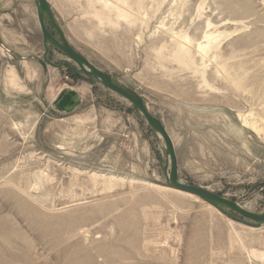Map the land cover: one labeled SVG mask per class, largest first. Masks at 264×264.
<instances>
[{"label": "rangeland", "instance_id": "374dc122", "mask_svg": "<svg viewBox=\"0 0 264 264\" xmlns=\"http://www.w3.org/2000/svg\"><path fill=\"white\" fill-rule=\"evenodd\" d=\"M48 2L161 120L181 183L263 211L264 0ZM43 53L35 0H0V264H264V224L168 187L140 112ZM46 59L67 58L48 44ZM67 89L81 104L58 113Z\"/></svg>", "mask_w": 264, "mask_h": 264}, {"label": "water", "instance_id": "95a60500", "mask_svg": "<svg viewBox=\"0 0 264 264\" xmlns=\"http://www.w3.org/2000/svg\"><path fill=\"white\" fill-rule=\"evenodd\" d=\"M35 3L37 20L42 34L44 47V53L42 56L43 61L55 68L67 65L71 70L80 72L88 78H93L103 87L128 101L135 109L140 112L151 129L159 134L164 141L167 162L163 167V173L165 175V181L168 187L192 194L222 211L223 208L229 209L232 213L224 212L228 214L233 220L243 225L250 227H260L264 224V209L260 213H252L243 209L234 201L219 196L218 194H215L202 186L181 183L178 179L177 159L174 152L173 143L161 120L149 112L143 101V98L137 92L129 87L113 81L109 74L93 66L82 54H80L69 44L64 36L63 31L56 23L48 0H35ZM48 24L56 31L58 38L52 35ZM48 44H51L59 49L67 59L60 60L58 64H53L47 60L46 56L48 53ZM69 60L72 61L76 67L69 65ZM81 100V96L75 90H62L53 100L52 108L58 113H70L79 107Z\"/></svg>", "mask_w": 264, "mask_h": 264}, {"label": "bare ground", "instance_id": "6f19581e", "mask_svg": "<svg viewBox=\"0 0 264 264\" xmlns=\"http://www.w3.org/2000/svg\"><path fill=\"white\" fill-rule=\"evenodd\" d=\"M176 199V201H178V202H183V200L182 199H180V198H175Z\"/></svg>", "mask_w": 264, "mask_h": 264}, {"label": "flooded vegetation", "instance_id": "af4514ba", "mask_svg": "<svg viewBox=\"0 0 264 264\" xmlns=\"http://www.w3.org/2000/svg\"><path fill=\"white\" fill-rule=\"evenodd\" d=\"M52 35L55 36L53 33H52ZM47 55H48V53H47ZM72 71H73V70H72Z\"/></svg>", "mask_w": 264, "mask_h": 264}]
</instances>
